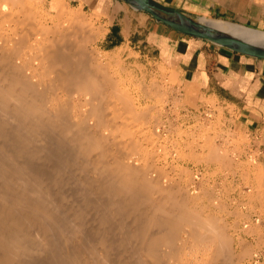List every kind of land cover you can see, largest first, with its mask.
I'll return each instance as SVG.
<instances>
[{
	"label": "bare ground",
	"instance_id": "6f19581e",
	"mask_svg": "<svg viewBox=\"0 0 264 264\" xmlns=\"http://www.w3.org/2000/svg\"><path fill=\"white\" fill-rule=\"evenodd\" d=\"M10 2L9 10L25 5ZM7 5L0 3V264L242 260L241 240L223 220L149 168L133 131L141 100L92 56L83 14L57 5L63 26L52 30L28 6L15 11L20 19ZM6 19L14 29H4ZM207 22L264 41L255 30Z\"/></svg>",
	"mask_w": 264,
	"mask_h": 264
},
{
	"label": "rangeland",
	"instance_id": "374dc122",
	"mask_svg": "<svg viewBox=\"0 0 264 264\" xmlns=\"http://www.w3.org/2000/svg\"><path fill=\"white\" fill-rule=\"evenodd\" d=\"M8 1L9 10L14 3L6 0L7 4ZM24 4L22 8L28 6L37 16L35 21L38 19L52 30L62 25L57 5L71 14H83L90 23L87 32L92 34L88 41L92 56L111 68L112 74L125 83L134 101L141 100L139 112L143 116L133 131L138 130L135 135L140 137L137 140L148 157L149 164L146 160L144 164L163 171L162 174L165 172V176L168 174L171 178L164 177L165 180L170 184L175 182L172 185H179L194 196L197 208H202L205 215L227 224L229 235L236 234L245 247L235 251L242 259L238 258L237 264H264V149L254 143L251 134L237 128L239 116L214 100H203L198 109L179 87L176 73L163 65L123 52H102L97 47L100 31L96 15L61 0H24ZM20 5L11 6L9 12L24 19L25 14L22 13L23 17L21 12H15L22 9ZM8 25L14 29L13 23H5L4 29Z\"/></svg>",
	"mask_w": 264,
	"mask_h": 264
},
{
	"label": "crops",
	"instance_id": "0c3cea01",
	"mask_svg": "<svg viewBox=\"0 0 264 264\" xmlns=\"http://www.w3.org/2000/svg\"><path fill=\"white\" fill-rule=\"evenodd\" d=\"M61 1L98 17L102 52H123L165 66L198 109L203 100L226 105L241 119L237 128L264 149V60L184 36L122 0ZM157 1L197 19L264 32V0Z\"/></svg>",
	"mask_w": 264,
	"mask_h": 264
},
{
	"label": "water",
	"instance_id": "95a60500",
	"mask_svg": "<svg viewBox=\"0 0 264 264\" xmlns=\"http://www.w3.org/2000/svg\"><path fill=\"white\" fill-rule=\"evenodd\" d=\"M122 1L135 10L150 15L158 23L166 25L184 36L212 43L236 54L264 60V41L261 39L248 38L247 36L221 30L209 24L208 20L197 19L182 11L166 6L157 0ZM245 28L264 33L250 27Z\"/></svg>",
	"mask_w": 264,
	"mask_h": 264
}]
</instances>
